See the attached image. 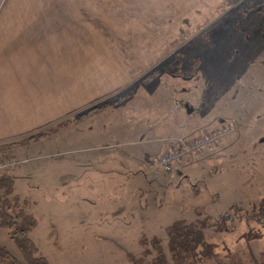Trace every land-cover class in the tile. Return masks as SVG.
Returning <instances> with one entry per match:
<instances>
[{
  "label": "rangeland",
  "instance_id": "374dc122",
  "mask_svg": "<svg viewBox=\"0 0 264 264\" xmlns=\"http://www.w3.org/2000/svg\"><path fill=\"white\" fill-rule=\"evenodd\" d=\"M169 1L180 5L177 12L162 6L138 10V32L146 34L139 37L152 40V47L137 75L55 122L0 140V148L9 147L0 160L16 162L0 177H15L16 193L38 221L31 239L50 264H156L160 256L175 264L167 228L180 221L195 227L202 246L219 255L196 258L200 264L227 263L228 255L242 252L264 263V0ZM5 2L12 0H0V6ZM228 71L238 76L226 85ZM146 95L172 107L171 116L184 110V103L198 109L200 119L191 116L188 124H178L187 132L169 138L164 154L174 141L198 140L225 126L229 133L221 136L216 157L189 158L167 174L154 162L162 155L143 157L141 141H81L96 129L82 134L78 127L103 115L104 125L124 115L132 126L125 115L149 100ZM155 103L147 105L158 107ZM105 105L111 106L81 120ZM73 119L79 122L63 123ZM208 120L215 127L200 130ZM66 129L73 132L65 135ZM50 140L57 145L41 147ZM35 166L42 167L35 171ZM0 245L23 260L6 230H0Z\"/></svg>",
  "mask_w": 264,
  "mask_h": 264
},
{
  "label": "crops",
  "instance_id": "0c3cea01",
  "mask_svg": "<svg viewBox=\"0 0 264 264\" xmlns=\"http://www.w3.org/2000/svg\"><path fill=\"white\" fill-rule=\"evenodd\" d=\"M152 1L12 0L10 5L5 2L0 6V140L55 122L111 94L137 75L152 47V40L139 37L146 34L138 32V10L162 6L177 12L180 7L169 0ZM236 76L238 73L228 71L226 85ZM147 98L125 115L135 125L123 120L124 115L104 125L103 115L78 127L82 134L96 129L95 135L91 132L93 136L82 135L81 141L88 145L92 140L141 141L138 150L143 157L163 155L169 138L187 132V127L179 129L177 125L188 124L191 116L199 118L198 109L184 103V110L171 116L172 107L164 105L161 98L157 100L160 103ZM226 100L232 101V97ZM150 102L158 107L148 106ZM98 123L103 129L92 127ZM211 124L212 120L205 121L199 129H213L215 125ZM69 132L73 130L66 129L65 135ZM48 142L43 141L41 147L57 145L56 140ZM203 156L212 161L216 151ZM97 190L90 188L92 192Z\"/></svg>",
  "mask_w": 264,
  "mask_h": 264
},
{
  "label": "trees",
  "instance_id": "16d2710c",
  "mask_svg": "<svg viewBox=\"0 0 264 264\" xmlns=\"http://www.w3.org/2000/svg\"><path fill=\"white\" fill-rule=\"evenodd\" d=\"M114 105V104H113ZM111 105H105L102 108H93L82 114L81 120L90 115L97 114ZM79 122L78 120H67L63 123ZM62 123V124H63ZM50 131V132H49ZM46 133L39 132L32 140L38 141L45 138L53 130ZM42 133V134H41ZM23 144V143H21ZM17 145V144H16ZM12 147H15L12 146ZM9 147H1L0 152H6ZM15 177L5 174L0 177V230H6L10 239L15 241L23 260L13 256L7 248L0 245V264H50V262L40 256L36 244L31 239V233L38 226V221L34 214L29 212L28 201L23 200L15 189ZM236 208V207H234ZM233 216H231V219ZM167 234L169 236L170 254L175 264H200L195 261L196 258H210L214 255V248L202 246V235L195 227H190L185 222L180 221L168 226ZM202 247L201 252L200 248ZM210 254V255H209ZM244 252L235 256L228 255L230 262L228 264H259L253 262V258L248 257ZM216 255V254H215ZM216 256H219L218 254ZM223 263V264H227ZM156 264H168L163 256H160ZM264 264V263H261Z\"/></svg>",
  "mask_w": 264,
  "mask_h": 264
},
{
  "label": "built area",
  "instance_id": "2783aa9c",
  "mask_svg": "<svg viewBox=\"0 0 264 264\" xmlns=\"http://www.w3.org/2000/svg\"><path fill=\"white\" fill-rule=\"evenodd\" d=\"M218 132L211 131L208 134L202 135L198 140L187 142L186 140L174 141V145L160 157L155 158L156 166L164 173L171 174L175 166L184 160L196 156H203L205 154L214 153L220 143L219 140L222 135L229 133L228 129L224 126ZM169 142L168 144H170ZM16 166L14 160H0V174L4 170H12Z\"/></svg>",
  "mask_w": 264,
  "mask_h": 264
}]
</instances>
